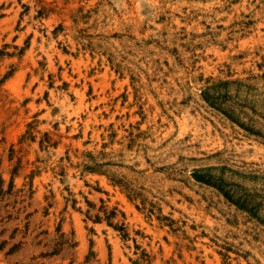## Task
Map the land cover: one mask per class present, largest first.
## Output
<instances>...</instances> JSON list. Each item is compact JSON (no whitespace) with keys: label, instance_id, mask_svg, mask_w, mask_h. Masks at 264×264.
Listing matches in <instances>:
<instances>
[{"label":"rangeland","instance_id":"374dc122","mask_svg":"<svg viewBox=\"0 0 264 264\" xmlns=\"http://www.w3.org/2000/svg\"><path fill=\"white\" fill-rule=\"evenodd\" d=\"M0 264H264V0H0Z\"/></svg>","mask_w":264,"mask_h":264},{"label":"trees","instance_id":"16d2710c","mask_svg":"<svg viewBox=\"0 0 264 264\" xmlns=\"http://www.w3.org/2000/svg\"><path fill=\"white\" fill-rule=\"evenodd\" d=\"M195 176H196V178L199 179V180H204V179H205V176H203L200 172H196V173H195Z\"/></svg>","mask_w":264,"mask_h":264}]
</instances>
